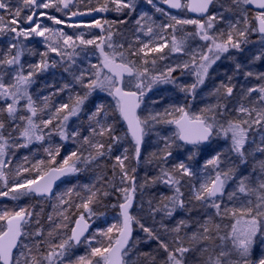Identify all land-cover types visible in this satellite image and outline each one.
<instances>
[{
  "label": "snow or ice",
  "instance_id": "6c2138e0",
  "mask_svg": "<svg viewBox=\"0 0 264 264\" xmlns=\"http://www.w3.org/2000/svg\"><path fill=\"white\" fill-rule=\"evenodd\" d=\"M144 3L166 20L157 22L149 11H138L137 0H18L16 6L0 0V197L59 201L47 217V229L37 215L36 227L26 230L34 214L25 208L0 212V264H129L125 258L138 243L132 236L134 225L145 233V243L157 244L155 253L139 254L141 264H264V248L257 250L258 243L264 245V70H254L255 64H264V0H160L170 9L195 13L196 19L171 15L155 0ZM48 9L69 19L107 12L122 18L68 23V28L89 30L72 35L42 24L41 18L65 23L41 11ZM133 14L125 34L117 26L127 25ZM189 25L193 31L185 29ZM117 34L119 41L114 40ZM254 35L259 39L253 40ZM35 38H40L43 51L26 43ZM197 39L203 43L189 44ZM250 44L259 47L246 60L237 59L235 54ZM96 53L99 64L90 69L78 64ZM225 54L234 62L232 74L208 90V102L192 112V102L211 79L210 69ZM172 56L177 59L158 71V61ZM31 57L39 59H26ZM56 68L69 79L59 87L46 81L44 87L53 90L37 94L38 77ZM176 72L191 74L193 82L178 83ZM240 76L257 83H240ZM157 84L177 87L185 103L138 114L143 97ZM100 93L115 101L114 112L131 136V152L124 148L113 157L122 138L105 101L94 98ZM64 95L66 100L60 98ZM167 126L174 131L169 134ZM150 134L157 137L158 148L148 162L155 163L157 174L139 187L167 191L142 202L140 214L133 215L137 183L132 162L140 163ZM53 136L76 144L62 161L57 157L63 145H52ZM45 141L47 160L31 162L24 156L13 168L10 157L16 150ZM185 149L186 158L174 157V151ZM197 158L199 169L189 163ZM106 159H114L112 176L104 179L121 193L122 200L113 205L119 207L121 222L89 233L97 215L91 206L103 204L111 193L85 186L74 203L56 196L53 187L62 177L78 174L80 166L100 168ZM72 194L69 189L65 195ZM146 218L158 223L159 230L146 225ZM79 246H86L87 254L75 255Z\"/></svg>",
  "mask_w": 264,
  "mask_h": 264
},
{
  "label": "trees",
  "instance_id": "16d2710c",
  "mask_svg": "<svg viewBox=\"0 0 264 264\" xmlns=\"http://www.w3.org/2000/svg\"><path fill=\"white\" fill-rule=\"evenodd\" d=\"M95 1V0H94ZM93 1V3H94ZM11 3L13 6H16L17 1L16 0H11ZM82 6H84L83 4L80 5V9L82 10ZM86 11V10H85ZM6 15V14H5ZM122 17L115 15L113 16L110 20H120ZM103 19H107L106 17L103 16ZM134 20V16H132L129 19V23L127 25H120L122 28V30L125 32V34H127V30L129 28L132 27V21ZM178 35V34H177ZM31 47L33 48H37L38 50L41 51V47L37 46L36 42H33L31 44H29ZM256 51V49H254V47H248L244 53H240V55L238 56L237 59L240 60H246L251 54L252 52ZM29 59L30 61L34 62L35 60L39 59V57H31V58H26ZM254 70L255 71H261L264 70V64L262 63H257L254 66ZM233 72V70H224L222 69V80H225L226 77L228 75H231ZM239 80H242L244 83H251L250 80L245 81L244 78L242 76L239 77ZM49 82L54 84L56 87H59L61 82H58L57 79H47L43 76L38 77V82L36 85H34V90L37 92V94H47L49 91H52L53 89L51 88H46L44 87L45 82ZM41 89H43V92L41 93ZM61 99H65L66 100V95L61 96ZM94 98L99 100V99H103L106 103V105L108 106L109 109V113L111 115H113V117L118 120V122L115 124V128H116V135H122L124 138H128V143L125 145L126 148L129 149V152H131V147H132V142H131V138H129L128 134H127V130L126 128H124V124L122 122V120H119L118 117V113L114 112V103L115 101L110 100L108 97H106V93H100L98 96L94 94ZM170 105V102L167 103V101H164L163 103H158L157 106H155L154 111H162L165 107H168ZM89 106H91V104H89ZM78 125H74V127H76ZM170 128H172V126H167L165 128V131H168ZM155 137L154 136H146L145 137V141L143 144V149L141 152V160L140 163L137 164L135 161L132 162V165L136 167V172H135V176H136V183H137V192L135 193V197H136V207L133 210V215H139L140 214V205L142 202H146L149 198L155 196L157 193L159 192H163V191H167L166 189L160 188V187H151V186H147L145 187L143 190L140 189V185L145 183V180L147 178H150L154 175L157 174V168L155 166V163H149V157L151 155V153H153L154 151H157L158 148V144L157 142L154 141ZM48 141H45L44 144H33L30 145L28 148H21L19 150L15 151V155L11 156V160H12V166L13 168L18 164L21 163L23 161V157L24 156H28L29 160L31 162H35V160L37 159H44L47 160L48 157L47 155L44 153L43 148L48 146ZM52 145H63L61 152H60V156L57 157L58 161H62V159L64 157H66L70 151L75 150L76 148V144L72 143L71 141L69 142H64L61 141L59 139L58 136H53L52 140L50 142ZM123 151L122 147L120 148L119 146L117 147L114 146L113 148V153L112 155H119L121 154L120 151ZM226 150V149H225ZM183 153H187L186 149L182 150V151H174V157L175 156H179L180 158H186V155ZM170 161L172 163H175L176 160L173 158H170ZM114 163V159H106L103 162V166L100 168H96V167H90V168H84L83 166L81 167V171L76 174L75 176L67 179L64 181V183H62V185L59 187L56 196H60V195H64L65 199H71V201H73L74 203H79V197L76 195V193H80L81 195H83L85 193V186H92L95 185L97 188H100L101 190H107L109 193H111L110 195H108L107 197H104L103 199V204H93L91 207H93L94 211L97 213L96 216L92 217V221H95L94 224V229H106L108 226H110L113 223H119L118 219L116 218V220H112L111 217H118L119 216V207H113V205H118V202H120L122 200V196L121 193L116 192L114 190L113 187H111L108 183H106L104 177L107 176L108 178H111L112 176V168L111 165ZM189 163L196 169H199V165H200V160L199 158L194 159L192 161H189ZM26 166H30L26 165ZM34 175V173H33ZM187 179V178H185ZM116 183L118 184L119 181L117 180ZM69 189H73V194L71 197H68L67 195H65ZM2 190V189H0ZM59 203V201L56 199V197H54L53 199H44V200H40V199H36L35 197H31V196H25L19 200H12L8 197H0V212L8 210V211H18L20 208H25L28 211H31L34 215L32 217V226H28V228L26 230H32V228L36 227L34 221L37 218V215L41 221V224L44 226L45 229H47L49 227L48 223H47V217L50 214H53L54 212V207ZM67 207V206H65ZM145 207H147L146 203H145ZM57 212L59 211L58 208L55 209ZM74 210V209H73ZM83 211V210H81ZM179 215H183L182 213H180ZM193 215H195V213H193ZM72 219H76V216H72ZM3 222H0V225H2ZM145 223L146 225L155 227L156 229L159 230V224L158 223H153L151 220L149 219H145ZM225 223H227V221H225ZM35 225V226H34ZM71 226V225H70ZM93 232V230H92ZM91 232V233H92ZM134 239L135 241H138L137 245L135 246V248L132 249L129 257L127 260H129L130 264H141L142 261V257L140 259H138V256L140 253H145V252H152L155 253L156 249H157V244L155 241H150L148 243L144 242V238H145V233H143L140 229L138 225H134ZM106 242V241H105ZM132 243V242H131ZM86 247L84 246H80L78 248L74 249V254L78 255L81 254V250ZM260 248H258L257 250H259ZM160 254L163 255L162 250L160 251ZM256 254V252H254V255Z\"/></svg>",
  "mask_w": 264,
  "mask_h": 264
},
{
  "label": "rangeland",
  "instance_id": "374dc122",
  "mask_svg": "<svg viewBox=\"0 0 264 264\" xmlns=\"http://www.w3.org/2000/svg\"><path fill=\"white\" fill-rule=\"evenodd\" d=\"M16 1L18 2V0H16ZM94 3H95V1H94ZM137 3H138V6H139L138 7V11H140L141 9L149 11L150 14H152L153 17L157 19V22H160L161 20H166V18L163 17L161 14L156 13L155 10L152 9L150 5L145 4L144 0H137ZM155 3L157 4L158 7L162 8V6H161L162 3H160V0H155ZM82 7H83L82 10H86L84 6H82ZM41 11H47L50 15L56 16L57 18H60V19L65 21L64 24L54 25V24H52L51 21L47 20L46 18H41L42 24H44L46 26H49V27H52V28L63 29L64 31H66L67 33L72 34V35H75L78 32H88L89 30L88 29L68 28V27H66V25L68 23H88V22H91V21L94 20V19H92L93 16H94L93 14H91V15H83V16L87 17L86 19H83V16L71 17V19H69L68 15H64L62 12H56L54 9L41 10ZM214 11H216L215 8H213L212 12H214ZM102 14L108 20H110L113 16L117 15L115 12H107V13H102ZM174 15L178 16L180 18H185V19L190 18L187 15V13H186V9H184L180 13L174 14ZM133 16H135V15H133ZM25 27H27V26L25 25ZM186 27L188 29H190L192 27L194 28V26H191V25L185 26V28ZM122 28L123 27H120L121 30H122ZM91 31L94 32V33H98L99 30L92 29ZM121 39L122 38H121V36L119 34H117L114 37V40H117V41H119ZM252 39L253 40H258L259 37L254 35L252 37ZM33 42H36L37 46L41 47V51L44 50L43 44L41 43L40 38H35L32 41H28L26 43L31 44ZM202 43L203 42L199 41L198 39L189 41V44L191 46H193V47H195L198 44H202ZM250 46L254 47V49H256V50L259 47L257 44H250V45L247 46V48L250 47ZM89 51L91 52V51H93V49H89ZM229 55L230 54H225V57H222L221 60L218 61L216 63V65L213 66V69H210L211 79L206 81L205 86L202 89L199 90V93H198V95L196 97V100L194 102H192V107H191V111L192 112H197L200 107H202L205 103L208 102L207 99L205 98L207 96V92L215 84H217L219 81L222 80V78H223L222 69H224V70L225 69L226 70H230V69L233 70L234 62H233V60L227 58ZM235 55L238 58L240 53H236ZM53 58L57 59V60L59 59L58 57H54V55H53ZM176 59L174 58V56H172L170 59L162 60V64H161L160 61H158L157 70L158 71L163 70L165 66H167L171 61L172 62L175 61ZM179 59L180 60H185V59H188V57H179ZM93 63H95V64H99L100 63V60L98 59V53H96L95 55H90L87 59L81 58L80 60H78V64H80L82 67L89 68V69H90V65L93 64ZM176 73L177 74L174 75V77L178 78V80H177L178 83L191 84L193 82V80H194V77L191 74L181 75L179 72H176ZM44 77L47 78V79H51V80L52 79L53 80L57 79L58 82H62L64 80H66V79H69V77H67V75L62 72L61 68H56V69L50 70L48 73L44 74ZM106 97H108L110 100L113 101L112 97L107 96V94H106ZM153 101H159V102L153 103ZM164 101H167V103L170 102V105L171 104L183 105L185 103L184 93L180 92L179 89L177 87H175L174 85H172V84H157V85L153 86L152 91L148 92L146 94V97L143 98V103L141 104V109H140L139 114L140 115H147L148 112H150V111L153 112L155 106H157L158 103H161V102L163 103ZM114 107H115V103H114ZM74 125L75 124H70V127H74ZM171 131H174V129L170 128L168 130L169 134L171 133ZM150 135L154 136L155 137L154 141L157 142V137L154 134H150ZM150 135H148V136H150ZM117 136H120L122 138L121 142L117 145V147L118 146L120 148L122 147V149L124 150V148H126L125 145L128 143V141H127L128 138H126V137L124 138L121 134L117 135ZM223 143H224V141L221 140V141L217 142V145L223 144ZM217 145H214V147H216ZM122 152L123 151L121 150L120 153H122ZM183 154L187 155V153H183ZM85 215L87 216V213H85ZM116 218L119 221L120 220V215L118 217H116V216L111 217V219L113 221L116 220ZM94 224H95V221H92L91 225L93 227H94ZM29 226H32V225L30 224ZM97 229L93 228V232H95V230H97ZM258 248H260V249L264 248V245H260L258 243L257 244V249ZM80 252H81V254H78V255L87 254V252H88L87 247H86V249L83 248Z\"/></svg>",
  "mask_w": 264,
  "mask_h": 264
},
{
  "label": "water",
  "instance_id": "95a60500",
  "mask_svg": "<svg viewBox=\"0 0 264 264\" xmlns=\"http://www.w3.org/2000/svg\"><path fill=\"white\" fill-rule=\"evenodd\" d=\"M182 2H184V0H182ZM163 9H166V10H168L169 12H171V13H178V12H180L181 10H175V9H170V8H168V6L166 5V4H163ZM211 10H212V8H210L209 9V11L211 12ZM187 11V10H186ZM187 13H188V15L190 16V17H192V18H194V19H196V18H199V17H197V15L195 14V13H192V12H188L187 11ZM139 111V109L137 110V112ZM124 125H125V128H127V125H126V123L124 122ZM129 136H130V134H129ZM130 138H131V136H130ZM189 147H191V146H189ZM73 176V175H72ZM68 177H71V176H65V177H62L60 180H58V181H56V184L54 185V187H53V192L55 193V191L57 190V188L59 187V185H60V183H62L65 179H67ZM36 198H39V199H44V198H42V197H37V196H35ZM49 198H52V197H49ZM135 199H134V202H133V208L130 210L131 212L133 211V209H134V207H135ZM120 211V210H119ZM90 229H91V227L89 228V232H90ZM132 236H133V238H134V231H133V233H132ZM130 243H131V241H130Z\"/></svg>",
  "mask_w": 264,
  "mask_h": 264
},
{
  "label": "flooded vegetation",
  "instance_id": "af4514ba",
  "mask_svg": "<svg viewBox=\"0 0 264 264\" xmlns=\"http://www.w3.org/2000/svg\"><path fill=\"white\" fill-rule=\"evenodd\" d=\"M161 6H162V5H161ZM134 15H135V14H134ZM97 19H100V18H97ZM185 29H186L187 31H193V30H194V28H193V27H192V28H190V29H188V28L186 27ZM113 31L115 32V31H116V29H115V30H113ZM177 34H178V35H180V33H179V32H178ZM115 36H116V35H115ZM115 36H114V37H115ZM145 39H146V38H145ZM165 51L167 52V49H166ZM174 58L176 59V58H177V56H174ZM160 62H161V64H162V60H161ZM171 62H172V61H171ZM176 74H177V73H174V74H173V76H174V75H176ZM126 79H127V78H126ZM238 79H239V77H238ZM239 81H240V83H244L242 80H239ZM217 82H218V81H217ZM250 82H251V83H253V84H254V83H257L255 80H250ZM132 90H135V89L133 88ZM144 97H146V95H145ZM144 97H143V98H144Z\"/></svg>",
  "mask_w": 264,
  "mask_h": 264
}]
</instances>
